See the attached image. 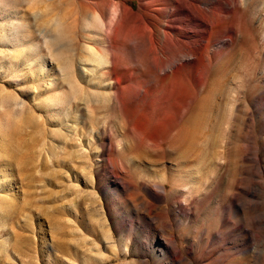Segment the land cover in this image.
Listing matches in <instances>:
<instances>
[{
  "label": "rangeland",
  "instance_id": "rangeland-1",
  "mask_svg": "<svg viewBox=\"0 0 264 264\" xmlns=\"http://www.w3.org/2000/svg\"><path fill=\"white\" fill-rule=\"evenodd\" d=\"M138 1L0 0V264H264V0H242L243 30L211 56L201 93L191 85L201 102L222 79L236 90L225 155L204 121L169 148L171 125L145 154L132 139L114 169L112 83L86 21ZM135 107L110 117L137 124Z\"/></svg>",
  "mask_w": 264,
  "mask_h": 264
},
{
  "label": "bare ground",
  "instance_id": "bare-ground-1",
  "mask_svg": "<svg viewBox=\"0 0 264 264\" xmlns=\"http://www.w3.org/2000/svg\"><path fill=\"white\" fill-rule=\"evenodd\" d=\"M210 2L211 7L204 12L206 9H201L199 0H139L136 7L130 2H121L119 10L114 9L116 12L113 11L110 22L104 21L102 14L100 17L89 15L86 25L92 32L102 34L98 41L103 51L99 52L96 63L101 67L99 76L112 83L104 121V124L110 122L109 140L107 144L102 143V147L110 155L119 156L120 162L113 165L114 169L122 165L125 169V161L131 159L125 145L132 139L136 138L142 147L139 154H145L163 143V139L158 138L160 135L154 139L152 133L157 135L160 131L163 135L171 125H175L176 130L169 134V148L181 143L180 136L185 130L190 129L195 135L204 121L223 148L217 154L219 157L225 155L223 135L229 134L237 105L234 101L224 104L223 100L233 98L236 90L222 79L214 91L217 99L212 96V100L201 102L191 85L195 84L201 93L211 56L222 51L242 28L238 17L245 3L242 0ZM182 26L187 31L182 30ZM211 45L216 47L210 50ZM92 55L86 60L90 61ZM99 99L96 96V100ZM132 103H136L137 124H143L140 137L137 130L141 128L137 124L125 120L117 122L110 117L115 106L125 112ZM104 129L105 126L97 130V134H102ZM113 136L117 137L116 141ZM173 183L174 193L181 190L178 186L182 183L188 184L180 179ZM145 190L159 198L151 187L145 186Z\"/></svg>",
  "mask_w": 264,
  "mask_h": 264
}]
</instances>
